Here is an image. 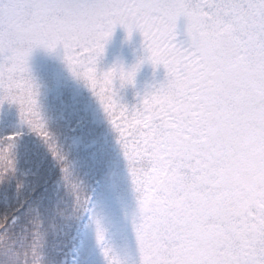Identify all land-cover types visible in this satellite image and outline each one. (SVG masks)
<instances>
[{
	"label": "snow or ice",
	"instance_id": "1",
	"mask_svg": "<svg viewBox=\"0 0 264 264\" xmlns=\"http://www.w3.org/2000/svg\"><path fill=\"white\" fill-rule=\"evenodd\" d=\"M180 18L187 48L175 42ZM117 26L138 31L167 73L131 113L113 85L133 84L140 64L96 68ZM57 47L104 104L130 165L146 164L130 167L146 213L142 264H264V0H8L0 105L17 104L45 137L28 58Z\"/></svg>",
	"mask_w": 264,
	"mask_h": 264
},
{
	"label": "trees",
	"instance_id": "2",
	"mask_svg": "<svg viewBox=\"0 0 264 264\" xmlns=\"http://www.w3.org/2000/svg\"><path fill=\"white\" fill-rule=\"evenodd\" d=\"M182 40L189 43L187 36ZM57 50L64 56L62 47ZM129 60L130 64L135 62ZM161 71H157L159 75ZM154 79L143 74L128 85L140 95L141 85ZM58 81L49 80L40 96L45 110H61L64 117L49 123L46 137L25 138L0 149V264H62L68 238L87 197V189L81 184L90 178L91 171L99 169L106 139L120 142V133L97 95L93 93V99L78 102L81 91L88 90L86 81L68 89V82ZM162 83L160 80L151 85L159 88ZM114 87L127 96L119 81L113 85L116 90ZM131 96L120 99L119 104L129 113L135 109ZM70 123L82 124L83 129L71 133Z\"/></svg>",
	"mask_w": 264,
	"mask_h": 264
},
{
	"label": "rangeland",
	"instance_id": "3",
	"mask_svg": "<svg viewBox=\"0 0 264 264\" xmlns=\"http://www.w3.org/2000/svg\"><path fill=\"white\" fill-rule=\"evenodd\" d=\"M7 3L8 0H0V7H6ZM177 33L179 34L175 42L177 44L181 42L184 48L187 42L182 40L186 36L183 18H180L177 23ZM188 45L189 43L185 46L188 47ZM47 52L49 51L43 48H35L28 58V75L37 92L38 111L46 136L49 134V123L59 121L64 116L58 109L45 110L42 101L44 98L40 96L42 88L49 80H59V83L60 81L68 82L67 89L70 86L78 88L79 83L85 81L73 75L59 50L55 51V55L52 52L45 56ZM129 57L135 62L130 64ZM112 62V68L122 67L124 70H130L140 64L134 80H137V76L139 78L146 74L155 78L152 83L158 84L160 80L162 84L167 82V73L163 66L153 68L147 61L143 37L138 31H134L131 38H128L124 28L117 26L114 29L113 35L105 43L103 55L97 58L96 65L101 66L97 69L98 75L107 72ZM159 69H162L160 75L157 72ZM152 83L145 82L141 85L140 95H136L127 84L122 88L123 91L128 92L126 97L118 92L117 87H114L117 88L114 90V99L120 104V99L124 100L131 94L134 108H138L146 94L158 89V85L152 86ZM90 93H94L91 87L86 92L82 90L80 94L82 98L78 102H86L87 98L93 99ZM69 126L71 133L83 129L82 124L70 123ZM14 134L17 137L14 141L5 139ZM41 136L32 131L27 123H22L20 108L17 104H9L5 101L0 105V149H6L25 138ZM100 159L101 164L96 173L91 171L90 178L84 179L81 184L87 189V197L84 199V207L80 209V215L76 218L73 234L68 238L63 264H142L138 231L144 223L146 213L142 211L141 193L133 184L130 167H146V164L136 162L130 165L122 143L114 144L108 139L102 147Z\"/></svg>",
	"mask_w": 264,
	"mask_h": 264
}]
</instances>
